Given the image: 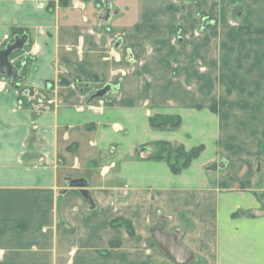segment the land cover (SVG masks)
I'll return each mask as SVG.
<instances>
[{
	"label": "crops",
	"instance_id": "crops-1",
	"mask_svg": "<svg viewBox=\"0 0 264 264\" xmlns=\"http://www.w3.org/2000/svg\"><path fill=\"white\" fill-rule=\"evenodd\" d=\"M99 1L0 0V50L29 37L0 75V264H264V0ZM162 143L205 150L174 174Z\"/></svg>",
	"mask_w": 264,
	"mask_h": 264
},
{
	"label": "trees",
	"instance_id": "trees-1",
	"mask_svg": "<svg viewBox=\"0 0 264 264\" xmlns=\"http://www.w3.org/2000/svg\"><path fill=\"white\" fill-rule=\"evenodd\" d=\"M246 33L248 34H258V35H264V29H247ZM24 32L22 30L15 29L13 31V38L18 35H23ZM23 51H18L12 55L10 60H14V65L20 71V80L24 78L26 71H27V64L28 59L21 58L20 56ZM25 59V60H24ZM24 62V63H23ZM16 81L14 83L19 84L21 81ZM18 90L20 91V101L23 103L24 106H30L36 103L35 93L29 92L32 99L30 102H28V99L25 95H23V89L22 86L18 87ZM34 97V98H33ZM151 127L156 130H177L181 126V120L178 117H170V116H154L150 119ZM175 147L173 144L170 143H162L159 153L153 157L154 160L157 161H167L170 165V168L174 174H179L183 170L187 169L190 164L197 159L202 152L204 151V147H196L192 149L191 151H186L183 146H179L178 148H174L173 155L175 157L172 158V155L170 153L172 148ZM124 227L128 230L129 234L131 236H134V229L133 225L125 221L123 223Z\"/></svg>",
	"mask_w": 264,
	"mask_h": 264
},
{
	"label": "water",
	"instance_id": "water-1",
	"mask_svg": "<svg viewBox=\"0 0 264 264\" xmlns=\"http://www.w3.org/2000/svg\"><path fill=\"white\" fill-rule=\"evenodd\" d=\"M105 8L107 10V14H110L111 11V3L110 0H107L104 2ZM108 18V17H107ZM29 37L28 35H23V36H16L14 38L13 43H9L6 45V47L3 50H0V75H6L9 78V82L13 81L14 79H18L19 76V71L13 65L11 62L10 58L12 55L18 51H23L25 49V46L28 44ZM121 45V41H118L116 44V48H118ZM111 86L108 85L104 87L101 90H98L95 95L92 97V99H101L104 98L110 91H111ZM219 168L223 169L224 164H214L211 167H209V171H217ZM70 186L72 188L79 189L82 196L84 197L86 203L88 204L89 208L91 210H94L96 208L95 201L93 199L92 193L89 190V184L85 179H78V180H73L69 179ZM157 234L155 235V240L156 242L162 246L164 249L167 251L171 250L174 251L171 247H175L179 251H183L185 253H188L185 249H183L180 246H169L166 245V238H164L162 235H160V230H157Z\"/></svg>",
	"mask_w": 264,
	"mask_h": 264
},
{
	"label": "rangeland",
	"instance_id": "rangeland-1",
	"mask_svg": "<svg viewBox=\"0 0 264 264\" xmlns=\"http://www.w3.org/2000/svg\"><path fill=\"white\" fill-rule=\"evenodd\" d=\"M100 2V4H102V7H103V9L105 8L104 6V4H103V1L102 0H100L99 1ZM134 15V13H132L131 12V15L130 16H128V19H133V16ZM210 19H206V21H209ZM210 23V22H209ZM240 22H239V20H238V18H237V13L231 18V19H229V21H228V23H227V25H228V27L229 28H238V26H240ZM207 27H208V25H207ZM225 30V29H224ZM227 30V29H226ZM202 29L201 28H199V29H196L195 31H193L189 36H191V35H193V36H196V37H199V36H201V34H202ZM181 38H183L184 39V37H185V35H184V33H183V31H180L179 30V34H178ZM233 37H231V39H232ZM178 39H177V37H176V43H178V41H177ZM228 83L229 84H232L231 82H229V80H228ZM240 95H242L241 93H239V96ZM202 140H204V142L206 143V146L211 150V147H212V145H211V141L208 139V137L207 136H205V138L204 137H202L201 138ZM175 147H173L172 149L173 150H171L170 151V153H171V155H172V158L173 157H175L174 155H173V152H174V148H178V145H174ZM204 150H205V147H204ZM204 152V151H203ZM156 156V155H155ZM220 169V168H219ZM221 171H222V174L224 173L225 175L227 174V169H226V167H225V165H224V168L223 169H221ZM261 186H264V175L263 174H261ZM61 179H63V176H61ZM264 194V193H263ZM264 200V199H263Z\"/></svg>",
	"mask_w": 264,
	"mask_h": 264
},
{
	"label": "built area",
	"instance_id": "built-area-1",
	"mask_svg": "<svg viewBox=\"0 0 264 264\" xmlns=\"http://www.w3.org/2000/svg\"><path fill=\"white\" fill-rule=\"evenodd\" d=\"M41 100H42V99H40V100H39V103H40V104H44V102H43V101H41Z\"/></svg>",
	"mask_w": 264,
	"mask_h": 264
}]
</instances>
